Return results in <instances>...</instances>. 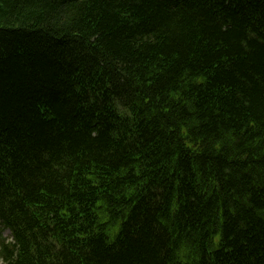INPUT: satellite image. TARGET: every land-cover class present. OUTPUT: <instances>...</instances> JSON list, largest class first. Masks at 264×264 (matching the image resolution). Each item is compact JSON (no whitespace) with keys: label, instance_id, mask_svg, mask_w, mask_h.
I'll return each mask as SVG.
<instances>
[{"label":"trees","instance_id":"1","mask_svg":"<svg viewBox=\"0 0 264 264\" xmlns=\"http://www.w3.org/2000/svg\"><path fill=\"white\" fill-rule=\"evenodd\" d=\"M0 264H264V0H0Z\"/></svg>","mask_w":264,"mask_h":264},{"label":"rangeland","instance_id":"2","mask_svg":"<svg viewBox=\"0 0 264 264\" xmlns=\"http://www.w3.org/2000/svg\"><path fill=\"white\" fill-rule=\"evenodd\" d=\"M8 234H9L8 231H6V232H5V235L8 236Z\"/></svg>","mask_w":264,"mask_h":264}]
</instances>
